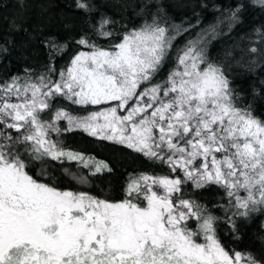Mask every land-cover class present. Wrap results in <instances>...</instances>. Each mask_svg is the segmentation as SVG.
I'll use <instances>...</instances> for the list:
<instances>
[{"label":"snow or ice","instance_id":"1","mask_svg":"<svg viewBox=\"0 0 264 264\" xmlns=\"http://www.w3.org/2000/svg\"><path fill=\"white\" fill-rule=\"evenodd\" d=\"M253 2L264 8V0ZM75 6L99 12L90 0ZM135 7L141 22L118 29L99 12L63 68L49 65L36 77L25 70L0 82V264H264L250 254L230 255L216 235L218 218L184 191L186 184L222 189L233 231L235 217L264 211V119L210 58L215 26L178 46L188 28L158 0H137ZM239 11L229 14L231 22ZM253 96L264 97V89ZM57 100L86 114L56 107ZM76 130L169 174L129 173L120 200L36 178L30 169L45 160L76 161L91 175L113 171L64 146L61 135Z\"/></svg>","mask_w":264,"mask_h":264},{"label":"trees","instance_id":"2","mask_svg":"<svg viewBox=\"0 0 264 264\" xmlns=\"http://www.w3.org/2000/svg\"><path fill=\"white\" fill-rule=\"evenodd\" d=\"M158 2L174 23H182L188 28L177 38L175 43L178 46L215 26V38L210 39L208 46L210 58L226 68L241 98L253 102L255 114L264 119V97L253 96V91L260 93L264 89V8L256 6L253 0ZM90 3L99 12L118 21L114 26L117 29L121 25L132 27L141 22L135 7L137 0H90ZM22 5L21 0H0V45L7 47V52L0 54V82L13 76L23 77L25 70L36 77L47 72L49 65L63 68L80 50L75 40L84 34L91 35L92 25L99 19V12L78 10L75 0H22ZM237 7L240 8L239 19L233 23L228 17ZM47 40L54 41L59 47L53 51ZM252 47L257 48V53L250 52ZM55 106L64 107L73 115L86 114L65 100H57ZM61 125L64 126L63 123ZM60 139L66 148L104 161L113 169L111 173L91 175L76 161L34 162L31 173L61 190L83 191L100 199L120 200L129 173L169 174L164 165L153 164L131 150L99 141L82 131L64 132ZM184 191L218 218L216 235L230 255L235 252L245 256L250 254L264 262V211L257 210L247 218L235 217L236 231H233L228 222L230 213L225 211L228 198L222 189L215 186L195 189L186 184ZM190 223L195 229V223ZM199 242L204 241L201 238Z\"/></svg>","mask_w":264,"mask_h":264},{"label":"rangeland","instance_id":"3","mask_svg":"<svg viewBox=\"0 0 264 264\" xmlns=\"http://www.w3.org/2000/svg\"><path fill=\"white\" fill-rule=\"evenodd\" d=\"M62 123H63V125H64V126H66V122H64V121H61V124H62Z\"/></svg>","mask_w":264,"mask_h":264}]
</instances>
